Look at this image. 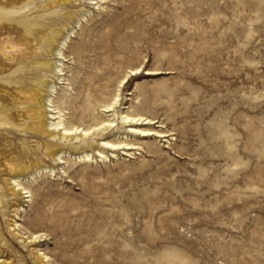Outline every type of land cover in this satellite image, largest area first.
Listing matches in <instances>:
<instances>
[{"label":"rangeland","instance_id":"374dc122","mask_svg":"<svg viewBox=\"0 0 264 264\" xmlns=\"http://www.w3.org/2000/svg\"><path fill=\"white\" fill-rule=\"evenodd\" d=\"M62 8L79 15L62 26L73 32L57 103L77 120L91 100L84 121L110 118L115 126L71 149L65 143L61 160L0 126V264H264V0H84ZM9 73L0 58V77ZM97 75L90 95L80 94ZM117 92L114 111L101 113L99 101ZM11 94L0 81L4 103ZM126 111L154 118L150 127L168 136L131 135ZM107 136L143 147L78 158L96 155ZM26 145L31 153L21 152ZM12 156L28 166L19 176L27 188L15 195L4 181Z\"/></svg>","mask_w":264,"mask_h":264},{"label":"bare ground","instance_id":"6f19581e","mask_svg":"<svg viewBox=\"0 0 264 264\" xmlns=\"http://www.w3.org/2000/svg\"><path fill=\"white\" fill-rule=\"evenodd\" d=\"M39 1L41 3H38ZM75 1L82 3L84 0H0V23L2 24L0 26V58L10 70L8 75L0 77V81L12 91L8 104L4 103L0 96V126L15 128L33 138L37 142V148L43 149L54 160H61L62 153L66 150L65 143L69 144L67 147L71 149L77 141L115 126L114 120L110 118L93 116L92 122L84 121L85 116L92 114L91 108L92 110L95 108L96 104H91V100L89 102L92 106L89 104L82 110L77 120H67L64 108L60 107L56 100L57 84L66 82L65 62L68 58L65 50L73 32V29L69 27L65 31L66 27L63 29V25L66 22H75L79 15L72 11H63L62 6ZM91 3L97 4L98 1ZM57 18L62 19L59 28L51 26ZM4 21H7V25L3 24ZM140 70V66L131 68V74H137ZM159 72H161L159 69L146 70L147 74ZM97 78L98 75L91 77L90 81L85 83V91L80 94L89 96L92 92L91 82ZM121 81L126 83L127 79L123 77ZM6 94L9 95L8 92ZM118 101V92L114 93L110 99H102L98 104L100 112L114 111ZM14 114L19 117L17 122H15ZM122 120L127 124L128 133L131 135L143 138L151 135L168 136L167 130L150 127L151 124L159 121L142 113L123 112ZM77 147L83 148L82 145ZM142 147L140 142L107 136L100 140L97 148H94L96 155L84 151L78 158L85 161L93 159L94 156L106 159L105 150L111 151V156H114L117 149H123L125 154L131 155V150ZM21 152L28 154L32 150L26 145ZM20 158L22 156H12L5 157L4 160L7 169V177L4 181L11 195H15L17 190L27 188L19 181V176L28 168ZM35 160L38 161L36 165L41 162L39 157H35ZM28 192L29 190L24 191V193ZM37 237L38 235L32 234L34 240Z\"/></svg>","mask_w":264,"mask_h":264}]
</instances>
